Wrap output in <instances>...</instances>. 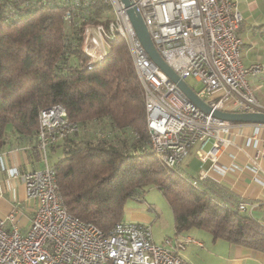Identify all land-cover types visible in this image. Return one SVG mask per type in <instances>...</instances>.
<instances>
[{
	"label": "built area",
	"instance_id": "1",
	"mask_svg": "<svg viewBox=\"0 0 264 264\" xmlns=\"http://www.w3.org/2000/svg\"><path fill=\"white\" fill-rule=\"evenodd\" d=\"M108 10L83 28L82 50L88 68L109 52V41L125 42L144 92L149 145L163 164L176 169L193 147L204 164L217 161L221 149L233 143L235 122L206 113L151 59L141 43L122 0H103ZM65 5L64 19L91 16L90 0H23L22 7ZM141 13L158 52L184 80L193 77L202 86L197 94L213 108L228 112H264L249 82L263 64L241 60L244 16L235 0H132ZM264 124V123H263ZM79 124L69 119L61 103L43 108L37 130L41 165L23 170L27 198L34 201L28 229L21 231L17 211L0 215V264H192L182 257L188 244L203 246L192 235L166 237L158 244L148 223L122 219L109 232L70 212L63 200L50 150L74 134ZM258 131V128L256 129ZM259 146L264 135L251 137ZM252 157L251 169L264 168ZM232 154V153H231ZM234 156V154H232ZM17 169L12 171L17 175ZM208 175L202 167L189 181L199 187ZM246 202L236 210L244 211ZM264 215V203L262 205ZM7 222L11 224L7 226Z\"/></svg>",
	"mask_w": 264,
	"mask_h": 264
},
{
	"label": "trees",
	"instance_id": "2",
	"mask_svg": "<svg viewBox=\"0 0 264 264\" xmlns=\"http://www.w3.org/2000/svg\"><path fill=\"white\" fill-rule=\"evenodd\" d=\"M90 1L93 15L69 23L65 5L0 0V151L29 140L38 155L39 113L61 103L83 124L57 144L63 154L52 162L74 215L109 232L127 201L142 200L152 185L166 197L177 232L200 227L214 239L264 252V219L215 202L151 150L144 92L125 42L110 40L108 55L87 67L84 25L108 10L103 0Z\"/></svg>",
	"mask_w": 264,
	"mask_h": 264
},
{
	"label": "crops",
	"instance_id": "3",
	"mask_svg": "<svg viewBox=\"0 0 264 264\" xmlns=\"http://www.w3.org/2000/svg\"><path fill=\"white\" fill-rule=\"evenodd\" d=\"M244 16L239 29L243 38L241 60L247 65L253 62L263 64V71L249 77V82L258 100L264 105V0H235ZM258 128V131L256 129ZM230 137L233 143L221 149L217 161L202 163L196 155L197 146L193 147L179 167V173L185 178L198 175L202 167L208 169V175L199 186L220 205L229 210H236L240 202H246V209L241 211L262 221L264 215V173H255L251 169L252 157L259 150V160L264 168V141L254 145L251 137L259 139L264 135V124L253 122H235L231 127ZM62 143L60 139L57 144ZM56 144V145H57ZM33 142L8 144L0 151V215L6 216L13 208L17 211V224L21 231L28 229L34 212V201L27 198L23 170L41 165L37 154L33 153ZM56 146L52 149H55ZM234 154V156L232 154ZM18 170L17 175L12 171ZM152 224V215L142 205L128 204L124 218ZM7 222V226L10 225ZM192 235L203 242L200 247L188 244L181 251L183 258L192 264H264V252L225 239H214L212 234L200 227H191L179 234Z\"/></svg>",
	"mask_w": 264,
	"mask_h": 264
},
{
	"label": "water",
	"instance_id": "4",
	"mask_svg": "<svg viewBox=\"0 0 264 264\" xmlns=\"http://www.w3.org/2000/svg\"><path fill=\"white\" fill-rule=\"evenodd\" d=\"M122 1L127 7L128 15L131 19L137 36L139 37L141 43L145 47L151 59L170 77L172 81L178 84V86L184 91V93L194 104H196L206 113H211L212 115L223 120H229L233 122L264 123V112H228L220 109H215L204 99H202L197 94V92L188 84V82L182 79L160 55L151 39V36L148 32L147 26L141 16L140 11L135 5H133L132 0Z\"/></svg>",
	"mask_w": 264,
	"mask_h": 264
},
{
	"label": "rangeland",
	"instance_id": "5",
	"mask_svg": "<svg viewBox=\"0 0 264 264\" xmlns=\"http://www.w3.org/2000/svg\"><path fill=\"white\" fill-rule=\"evenodd\" d=\"M186 81L195 91L200 90L202 86L193 77H187ZM6 128L7 130H10L11 125L7 124ZM79 128H80V131H82L83 124H79ZM49 153H50V161L54 162L59 157L62 156L63 147L60 145H57V147L55 149L50 150ZM141 199L142 200L129 199L126 203V206L130 203H133L137 206L142 205L146 211L151 213L152 219H153V221H151L153 237H154V240L158 244H161L166 237L175 238L181 233V232L176 231L175 224H174L173 211L166 197L162 194V192L157 187L152 186V185L145 187L144 193Z\"/></svg>",
	"mask_w": 264,
	"mask_h": 264
}]
</instances>
